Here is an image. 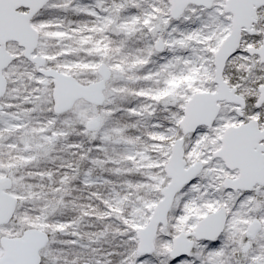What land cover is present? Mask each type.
Returning a JSON list of instances; mask_svg holds the SVG:
<instances>
[{
	"label": "snow or ice",
	"instance_id": "snow-or-ice-1",
	"mask_svg": "<svg viewBox=\"0 0 264 264\" xmlns=\"http://www.w3.org/2000/svg\"><path fill=\"white\" fill-rule=\"evenodd\" d=\"M0 264H264V0H0Z\"/></svg>",
	"mask_w": 264,
	"mask_h": 264
}]
</instances>
